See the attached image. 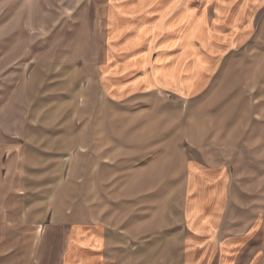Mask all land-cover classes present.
I'll return each instance as SVG.
<instances>
[{
    "label": "rangeland",
    "instance_id": "obj_1",
    "mask_svg": "<svg viewBox=\"0 0 264 264\" xmlns=\"http://www.w3.org/2000/svg\"><path fill=\"white\" fill-rule=\"evenodd\" d=\"M162 1L127 16L136 6L129 0H0V264H63L74 226L98 221L115 233L141 215L176 256L191 192L185 166L205 164L189 140L204 131L210 143L218 128L227 139L233 119L248 118V153L262 168L242 169L233 149L231 193L263 194L264 0L250 11L240 5L249 0L210 2L233 3L230 13L250 21L251 31L240 33L248 43L229 58L235 68L217 75L209 95L186 100L150 87L125 92L141 69L118 70L150 48L157 56L141 64L144 74L159 66L172 42L156 18ZM206 21L205 31L202 21L188 24L185 43L212 36L211 47L221 48L227 20L211 12ZM241 177L252 181L243 186Z\"/></svg>",
    "mask_w": 264,
    "mask_h": 264
},
{
    "label": "crops",
    "instance_id": "obj_2",
    "mask_svg": "<svg viewBox=\"0 0 264 264\" xmlns=\"http://www.w3.org/2000/svg\"><path fill=\"white\" fill-rule=\"evenodd\" d=\"M212 1L214 0H208L212 7H202L200 11L189 7L188 0L162 1L156 18L162 21L163 31L171 37L172 42L159 52V66H152L145 74L148 67L141 64L146 59L157 56L152 48L146 53L133 55L131 60L128 59L118 68L121 72L126 71V74L141 69L142 75L138 79L125 83V92L137 88H157L168 91L180 100L202 96L206 92L209 95L217 75L225 73V69L235 68L228 65L229 58L237 48L248 43H242L240 33L249 35L251 22L245 19L244 22L248 24H240L241 15L230 13V10L236 9L233 3L231 7L229 2H219L215 6L216 3H210ZM155 2L156 0H129L126 5L136 6L126 8L125 12L127 16H135L145 8L157 10ZM240 5H244L243 9L249 11L259 6L258 0L243 1ZM211 12L214 21L227 20V26L230 27L221 40V48L211 47L212 43L209 42L212 36L207 37L208 44H204L203 38H195L188 46V42L184 41L187 40L188 24L202 21L205 31L206 16ZM221 57L228 60L219 64ZM198 62L202 64L201 67L195 66ZM161 70L163 76L160 75ZM248 86L251 88L250 81ZM113 94H119L118 88L113 90ZM203 100L198 99V102ZM253 117L261 120L258 115ZM227 128V139L219 136L218 128V131L213 129L218 136L212 133L210 143L204 131L200 136L196 134L195 138L189 140L194 149L205 155V164L191 162L185 166L191 192L186 223L184 222L183 229L179 232V254H167L175 252L172 241L166 236L160 237L159 242L156 241L154 224L152 223V228L147 227L150 220L146 221L145 218L149 216L141 215V218L131 219L130 224L115 233L98 221L74 226L69 230L63 264H264V192L252 193L247 189L241 195L236 194L235 199V193H231L230 189L235 183L231 180L229 164L235 159L233 149L243 158L242 169H253L256 172L258 168H262V162L253 161L248 153L252 128L247 117L243 120L233 119ZM208 152L217 157L209 156ZM223 155H230L228 161L223 160ZM246 159L248 165L245 163ZM259 176L262 177L261 173ZM251 181V178L243 177L240 180L243 186ZM158 253H162L161 256Z\"/></svg>",
    "mask_w": 264,
    "mask_h": 264
}]
</instances>
